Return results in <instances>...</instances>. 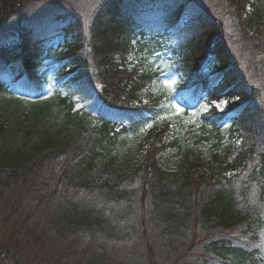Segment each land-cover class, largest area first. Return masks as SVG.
I'll list each match as a JSON object with an SVG mask.
<instances>
[{"label":"trees","instance_id":"obj_1","mask_svg":"<svg viewBox=\"0 0 264 264\" xmlns=\"http://www.w3.org/2000/svg\"><path fill=\"white\" fill-rule=\"evenodd\" d=\"M41 1L0 0V204L100 193L131 211L136 264H264V0H104L87 28ZM12 82L32 97L9 98ZM0 264L19 262L0 248Z\"/></svg>","mask_w":264,"mask_h":264},{"label":"rangeland","instance_id":"obj_2","mask_svg":"<svg viewBox=\"0 0 264 264\" xmlns=\"http://www.w3.org/2000/svg\"><path fill=\"white\" fill-rule=\"evenodd\" d=\"M102 1L104 0H43L39 3L37 10L39 13L58 10L65 15L74 11L82 19L84 27L87 28L95 9ZM200 1L205 8H212L208 1ZM149 23L156 25L158 29L163 28L158 17L153 18ZM56 48L57 46L54 45L53 50ZM155 59L154 56L149 57L147 62ZM58 67L59 64L53 57L46 61L44 77L48 80L42 85L44 96L50 92L49 84L51 83L49 82ZM259 79L263 80L260 76ZM261 92L264 101V89ZM5 94L9 98L24 97L29 99L32 97L26 93V90H22L19 85L13 82L8 84ZM219 104L220 107H217V104L215 106L221 111L225 104ZM207 109L208 107L203 105L198 113L201 114ZM176 112L179 113L180 110ZM193 119V117L189 118V120ZM167 121L166 116L157 118L146 126V131L141 132L137 139L144 137L147 131L158 130ZM197 162L202 163V159ZM73 199H57L52 207H47V210L44 207L36 208V210L33 207L30 209L28 207V211L18 212L17 210L12 213L10 207H5L1 203L0 248L8 249L10 255L14 256L19 264H136V251L139 249L135 251L136 240L131 231L132 213L127 208L126 202L120 199V201L115 199L107 202L100 193L96 195L81 194ZM70 201L82 205L79 206L76 213L73 212ZM21 206H25V203ZM53 214L58 227L64 228L63 235H57L55 242L54 236H52L51 219ZM121 215L124 216L123 220H119ZM145 218H147L146 215ZM75 219L81 226L85 222L89 224L87 225L89 227L84 233L85 237H81L77 243L72 244L68 226L69 221ZM57 230L60 231L58 228ZM157 231L160 232L162 229L159 228ZM110 236L114 237L109 238ZM197 236L195 243H189V235L187 243H184V246L179 245L177 253L180 257H186V261L190 258L187 256L190 245L193 246L192 254L200 255L204 234L200 232ZM113 239L115 240L112 241ZM161 243L163 244V241L159 240V248L153 249L162 258L161 250H159ZM151 244L153 245L152 239ZM259 247L264 258V231L260 235ZM65 256H67V260L63 258ZM144 256L146 255L144 254Z\"/></svg>","mask_w":264,"mask_h":264},{"label":"snow or ice","instance_id":"obj_3","mask_svg":"<svg viewBox=\"0 0 264 264\" xmlns=\"http://www.w3.org/2000/svg\"><path fill=\"white\" fill-rule=\"evenodd\" d=\"M223 103H226V102H223V101H222L221 104H223ZM216 106H217V107H220V104H217ZM205 107H207V106H205ZM194 115H195V114H194Z\"/></svg>","mask_w":264,"mask_h":264}]
</instances>
